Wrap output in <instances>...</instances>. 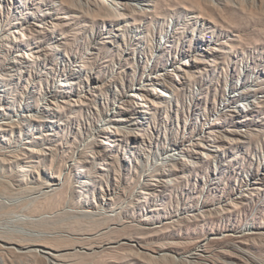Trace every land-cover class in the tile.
Returning a JSON list of instances; mask_svg holds the SVG:
<instances>
[{
  "label": "rangeland",
  "instance_id": "1",
  "mask_svg": "<svg viewBox=\"0 0 264 264\" xmlns=\"http://www.w3.org/2000/svg\"><path fill=\"white\" fill-rule=\"evenodd\" d=\"M0 182V264H264V0H0Z\"/></svg>",
  "mask_w": 264,
  "mask_h": 264
},
{
  "label": "bare ground",
  "instance_id": "2",
  "mask_svg": "<svg viewBox=\"0 0 264 264\" xmlns=\"http://www.w3.org/2000/svg\"><path fill=\"white\" fill-rule=\"evenodd\" d=\"M39 27H44L43 25L41 24H38ZM25 37V36H24ZM14 70V69H13ZM15 74V73H13ZM152 78H154L157 82H155L154 84H161V80H160V77L154 75L152 76ZM165 87H168L169 85H167L166 83L163 84ZM166 91V90H165ZM155 91L153 90L152 93H154ZM156 92H158L159 95L163 96V97H166L167 94L163 93L161 90H157ZM134 97H137L140 99V97L134 93L133 94ZM45 99V98H44ZM141 105H143V103H141ZM40 114V113H39ZM107 118V117H106ZM101 127V124L98 125ZM108 132H112L109 128L106 129ZM211 132V131H208V133ZM48 134V133H47ZM210 139H212V137H210ZM102 144H107V141L106 140H103L102 141ZM173 153V152H172ZM171 153V154H172ZM166 173V172H164ZM56 179V177H55ZM59 179V178H58ZM154 180H158L157 178H154ZM159 181V180H158ZM1 183V182H0ZM59 182H56L54 180V182H52L50 185H55V184H58ZM172 182H168L167 184H171ZM201 215L204 217L205 215L203 213H201ZM13 241L10 240V237L9 235H7V233H0V246L3 247V248H10L9 246V243H12ZM33 245H35V247H28V246H22L20 247V252L22 253H29V252H38V253H41L43 254V258L42 259L43 261H49L48 263H51V264H57L55 263L54 261H57L58 257L61 255V253H58V252H54V250L52 248H49L47 247L46 245L42 244V243H33ZM16 248V247H15ZM18 250V248H17Z\"/></svg>",
  "mask_w": 264,
  "mask_h": 264
}]
</instances>
